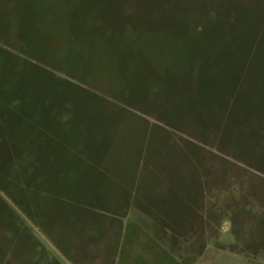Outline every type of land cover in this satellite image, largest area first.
I'll return each mask as SVG.
<instances>
[{"label": "rangeland", "instance_id": "1", "mask_svg": "<svg viewBox=\"0 0 264 264\" xmlns=\"http://www.w3.org/2000/svg\"><path fill=\"white\" fill-rule=\"evenodd\" d=\"M260 45L264 0H0V264L57 227L89 232L93 264H264ZM86 156L172 187L170 214L197 224L165 251L107 223L135 209L87 194L104 181Z\"/></svg>", "mask_w": 264, "mask_h": 264}, {"label": "crops", "instance_id": "2", "mask_svg": "<svg viewBox=\"0 0 264 264\" xmlns=\"http://www.w3.org/2000/svg\"><path fill=\"white\" fill-rule=\"evenodd\" d=\"M77 160H87L86 167L97 172L99 176H103L104 181L103 191L99 190L87 192V194L102 193V202L105 208H117V209H135V214L131 212H125L126 216L111 217L109 224L118 225H132L134 234L139 232L145 233L149 238L156 241L157 245L160 244L165 251L168 249V242L172 245L173 240L176 237H183L188 234V227L191 224H197L193 222L191 217H176L171 215L169 210L171 209L167 196L175 197L173 188L169 187L159 189L158 183L147 184L149 186H142V182L136 181L134 186H130V183L122 182L121 177L123 171L116 169L113 174L107 169H100L97 164H94L95 158L92 156H86L85 158H76ZM75 159V160H76ZM105 160V159H104ZM117 161V159H115ZM103 161V159L101 160ZM117 172L118 174H114ZM131 172V170H130ZM160 175L161 176H164ZM149 176V175H148ZM130 177V175H128ZM150 177V176H149ZM116 179V180H115ZM146 184V181L145 183ZM98 187L99 185H95ZM200 189H198L199 192ZM93 192V193H92ZM197 193V190H194ZM166 197V200H164ZM184 198V197H183ZM95 202V200H94ZM98 200L96 201V203ZM190 204V201L184 203ZM84 208H90L88 204H82ZM162 209V213H157L156 210ZM46 220V219H45ZM43 218V221L45 223ZM106 222V220H105ZM42 224V222L40 223ZM152 226H157L152 227ZM179 226V227H175ZM128 229V228H127ZM113 233H110V238L105 236L106 242H104V253L106 256L112 255V249L116 245L115 239L116 233L112 229ZM124 232V227H123ZM89 232H85L84 239H80L79 230H69L68 233H61L57 227L54 233V237H49L46 233L37 228L36 233L32 235L29 240V244L25 241L23 243V264H93L90 256L96 252L98 245L94 239H92ZM131 234V233H130ZM82 238V237H81ZM84 241V243H81ZM167 245V246H166ZM83 248V249H82ZM101 248V246H100ZM99 248V249H100ZM60 260H51V257ZM48 261V262H47Z\"/></svg>", "mask_w": 264, "mask_h": 264}, {"label": "trees", "instance_id": "3", "mask_svg": "<svg viewBox=\"0 0 264 264\" xmlns=\"http://www.w3.org/2000/svg\"><path fill=\"white\" fill-rule=\"evenodd\" d=\"M264 46H259L258 49H263ZM261 54V53H259ZM260 61V64L263 66H259L260 71L262 70V68L264 67V55L263 53L261 54L260 58L257 59ZM256 61V59H255ZM224 71V69L222 70ZM240 77L238 78V80H243L244 78ZM245 78H250L248 76H245ZM255 79V92L253 93L252 97L248 98V110L245 111L246 112V116H248L247 114H249V116L247 117V120L249 122H253V123H260L261 121H264V88H262L261 86H264V79L263 76H261L260 73H258L257 75L254 76ZM236 99V103L238 102V99ZM233 103L235 104V100L233 101ZM242 104H244V102H242Z\"/></svg>", "mask_w": 264, "mask_h": 264}]
</instances>
